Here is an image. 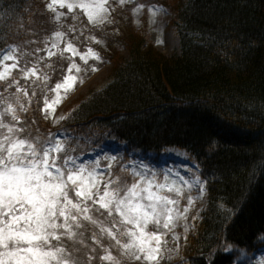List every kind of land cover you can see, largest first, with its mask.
Segmentation results:
<instances>
[{"label":"trees","instance_id":"1","mask_svg":"<svg viewBox=\"0 0 264 264\" xmlns=\"http://www.w3.org/2000/svg\"><path fill=\"white\" fill-rule=\"evenodd\" d=\"M168 1L134 0L116 8L120 16L111 38L128 56L106 55L113 60L114 79L80 96L59 128L43 114L42 99L30 102L29 93L19 99L27 111L17 107L16 126L32 139L57 140L61 132V143L73 159L118 146L122 163L111 178L126 176L129 182L132 173L122 167L124 162L159 163L168 148L185 150L205 185L207 204L187 238L180 237L176 264H262L257 257L264 252V0ZM47 3L0 0V54L16 46L18 70L38 68L48 58L50 39L60 25ZM152 3L175 13V55L156 48L147 16L144 27L134 23V7ZM86 27L93 34L101 30ZM62 61L58 54L43 65L52 86L67 73L68 63ZM14 73L0 81V112L5 99L15 104L18 97L14 91L5 93L17 89L13 78L19 71ZM95 215L109 226L106 214ZM91 235L90 228L85 244L89 253L96 248L91 264H108L98 259L104 252ZM102 242L108 246L107 238ZM111 251L117 254L115 248Z\"/></svg>","mask_w":264,"mask_h":264},{"label":"snow or ice","instance_id":"2","mask_svg":"<svg viewBox=\"0 0 264 264\" xmlns=\"http://www.w3.org/2000/svg\"><path fill=\"white\" fill-rule=\"evenodd\" d=\"M119 2L122 5L126 0ZM108 5L109 0H50L46 8L55 13L57 22L66 15L57 7L73 13V20L78 18L75 10L79 9L90 24L98 27L112 22ZM54 35L57 42L52 48H57L64 33L57 30ZM17 51L16 46H9L0 57V81L12 77V70L18 68ZM64 51H70L73 56L80 55L85 63L88 56L100 59L91 48L87 55L78 53L71 43ZM55 54L48 52L49 57ZM7 61L12 63L9 65ZM73 69L77 73L81 71L74 62L67 71L71 73ZM92 70L96 71L95 68ZM22 71L25 79L36 77L43 79L45 84L47 82V75H38L36 65ZM77 79L69 74L63 82L56 83L52 89L56 98L51 102L45 98L42 110L48 113L50 109L54 113L55 105L64 98L61 89L66 95ZM13 82L17 92L28 95L14 78ZM4 104V110L0 112V264H91L95 257L90 253H95L96 248L92 247L89 253L85 244L90 228V239L104 252L98 257L100 261L160 264L164 259V237L176 227L174 221L187 218L188 206L194 203L188 196V206L179 210L180 198L185 195L183 187L170 181L168 176L161 183L155 173L149 176L147 172L139 171H133L131 182L126 176L110 177L105 181L96 171L99 161L91 166H76L60 141L23 137L24 129L16 126L19 123L17 107L21 111L27 109L20 104L19 97L15 104L7 99ZM9 116L11 119L6 123L5 118ZM70 164L74 167H69ZM180 180L189 189L197 184L201 192L204 190L199 176L191 183L183 177ZM97 212L101 216L106 214L109 226L95 215ZM184 231L187 233L188 229ZM102 238L109 241L107 247ZM66 240L70 244L65 243ZM113 248L117 250L116 255L111 251Z\"/></svg>","mask_w":264,"mask_h":264},{"label":"rangeland","instance_id":"3","mask_svg":"<svg viewBox=\"0 0 264 264\" xmlns=\"http://www.w3.org/2000/svg\"><path fill=\"white\" fill-rule=\"evenodd\" d=\"M45 1L48 3L50 2V0ZM132 1L133 0H126V2L121 5L119 0H109L108 6L111 9L109 19L112 22L98 26L101 30H96L97 33L94 32V34L86 27L92 24L88 22L87 17L81 10H75V15L78 18L73 20V13H68L66 8L59 9L57 7L58 11L66 14L65 17L61 18L60 22L56 21L60 25L59 31H62L64 35L59 41V46L57 48H52V44L57 42L55 35H52L48 52L52 51L56 53L54 56L60 54L63 58L62 63H68V67L73 62L76 63L80 67L81 71L79 73H77L75 69H73L71 73L67 71L65 76L71 74L77 76L78 79L74 87L66 95L64 94L63 89H61V96L64 98L59 104L55 105V112L52 113L49 109V112L45 113L42 110L43 114L48 120H50L54 127H60V124L65 118L68 110L76 103L80 96L87 95L92 90L101 89L114 79V75L112 74L113 62L107 59L106 55L112 51L118 52V54L123 56H128L127 49L119 42L113 43L114 40L111 38V36L114 37L115 33H117V29L113 28L111 30V28L118 24L116 19H119L120 16L118 12L114 11H116L117 7L122 9L125 8L127 5L132 4ZM132 14L137 28L144 27V17L147 16L148 27L150 31L154 32L157 36L156 48L159 51L163 52L167 56H172L179 52V37L176 31V17L173 10H168L164 4L160 3H152L151 5L140 4L134 7ZM98 33H100V35ZM68 43H71L77 49L78 53L84 55H87L88 49L91 48L99 55L100 59L97 60L88 56L87 63H85L80 59V55L73 56L70 51H64ZM109 45H114V50H110ZM8 49L6 51H8ZM5 52L1 53L0 57H2ZM47 56L48 58L44 61V63L38 67V75L41 77L47 75L48 73L43 65H46V61L53 57H49L48 54ZM6 63L10 65L12 61H7ZM93 68H95L96 71H93ZM18 69L19 66L17 69L12 70V77L14 76L15 71H19V73H17L18 76H15L14 79L17 78L16 81L19 82V86L21 88L23 86L26 87L27 92L29 93L30 102L32 100L42 99L43 109L45 98H47L49 102L56 98V92L52 91V89L55 87L56 83L63 82L64 78L62 80H58L52 86L50 85L49 78L47 79L46 84L43 79L37 80L36 77L25 79L22 70H26L27 68ZM22 79L24 82L21 81ZM34 81L35 83H33ZM12 91L16 93V96H18L20 100H24V98H21L23 97V94H21V92H17V89L13 90V87L7 89L5 93L10 94ZM33 92H35V95L32 94ZM41 95L43 98H40ZM61 117L64 118L61 119ZM62 136V133L59 132L57 140L62 142ZM121 155L122 150L118 146L107 145L101 150L95 151L88 156L81 157L77 161H74L76 166L80 164L91 166L95 164V162L99 161V167L96 171L102 179L106 181L111 177L114 166L120 162ZM104 156L105 158H103ZM112 157H115L116 159L112 160ZM104 159L107 160L106 164H103ZM109 164L112 165L111 168L108 167ZM69 167L74 166L70 164ZM122 167L124 169L128 168L131 173H133V171L147 172L149 176H151L152 173H155L157 180L161 183L164 182L165 176H168L170 181H176L178 186L183 187L185 193V195L180 198L178 205L180 211H183V208L188 206L187 197L191 196L193 198L194 203L191 206H188L189 211L186 213L187 218L185 219L181 217L174 221L176 227L172 232H169L164 237L166 243L163 246V256L166 260L170 261V264H176L180 247L179 238L187 235L195 227V225L199 222L201 213L204 211L207 204V192L205 187L203 192L200 191V185L197 184H193L191 189H189L188 186L183 185V182L180 180V177H183L191 183L196 179V166L194 162L189 158V155L184 150L179 148H168L163 155L162 161L159 163L154 164L144 162L142 160L131 159ZM187 192L189 193L187 194ZM185 228L188 229L187 233L184 231ZM161 231L164 230L161 229ZM257 260L264 262V252L261 257H257Z\"/></svg>","mask_w":264,"mask_h":264}]
</instances>
